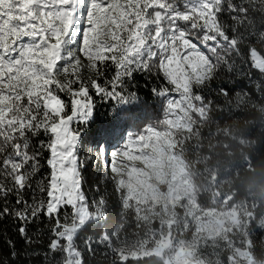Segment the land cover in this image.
Listing matches in <instances>:
<instances>
[{
	"label": "snow or ice",
	"instance_id": "1",
	"mask_svg": "<svg viewBox=\"0 0 264 264\" xmlns=\"http://www.w3.org/2000/svg\"><path fill=\"white\" fill-rule=\"evenodd\" d=\"M222 70L249 79L255 70L264 77V0H0V218L20 221L29 244L27 224L47 218L51 238L44 256L50 264H86L79 233L108 217L100 187L98 198L84 190L83 172L92 158L80 157L94 96L114 102L112 122L127 124L139 99L129 90L135 75L163 81L152 89L164 101L163 118L122 133L124 142L111 151L101 144L96 152L121 208L140 217L142 205L156 202L146 189L153 179L164 182L166 162L177 159L201 124L255 106L248 92L233 100L228 88H212ZM256 87L264 93V83ZM41 160L49 173L35 180ZM249 222L254 224V213ZM123 229V222L109 226L84 247L94 253L93 244L105 246L112 264H150L160 257L162 243L150 248L137 239L129 245ZM247 247L249 253L255 248L251 232ZM190 255L181 247L175 264H189Z\"/></svg>",
	"mask_w": 264,
	"mask_h": 264
},
{
	"label": "trees",
	"instance_id": "2",
	"mask_svg": "<svg viewBox=\"0 0 264 264\" xmlns=\"http://www.w3.org/2000/svg\"><path fill=\"white\" fill-rule=\"evenodd\" d=\"M113 74L109 66L107 75ZM262 83L264 77L255 70L251 79L239 72L222 70L219 73L213 89L228 88L233 100L237 92H248L255 106L249 105L240 113L224 114L201 124L199 131L192 133V139L183 144L177 159L166 162L162 173L164 182L153 179V187L146 189L148 198L155 196L156 202L142 205L140 217L121 208L119 193L107 179L103 159L98 161L96 152L101 144L111 151L124 142L122 133L142 131L163 118L164 101L152 93L163 81L155 74L135 75L129 90L136 92L139 99L134 119L127 124L112 122L114 102L94 96V118L81 137L80 157L92 158L83 172L84 190L90 199L98 198L95 189L97 185L100 187V194L108 198V217L79 233L76 243L84 253L86 264H112V255L105 246L93 244L95 251L89 253L84 241L89 237L98 239L100 232L118 222L124 223L121 237L126 236L129 245L140 239L151 248L170 230L174 237H181L190 245L192 257L204 264H233L230 258L236 247L245 246L251 232L255 248L250 254L264 264V101H258L264 93L256 87ZM209 98L218 103L223 100L215 95ZM36 143L38 140L34 138L33 144ZM41 164L43 168L35 180L44 179L49 173L43 160ZM31 196L29 191L25 198L31 202ZM7 202L16 207L14 197L10 196ZM3 205L0 199V207ZM253 213L255 222L250 224L249 216ZM20 226L21 222L12 215L0 218V260L4 264H50L51 258L44 256L51 238L48 219L42 217L27 224L31 244L20 234ZM12 251L17 253L15 257L11 256ZM150 264L166 263L157 257Z\"/></svg>",
	"mask_w": 264,
	"mask_h": 264
},
{
	"label": "rangeland",
	"instance_id": "3",
	"mask_svg": "<svg viewBox=\"0 0 264 264\" xmlns=\"http://www.w3.org/2000/svg\"><path fill=\"white\" fill-rule=\"evenodd\" d=\"M135 127H137V125ZM170 225L171 223H168V226ZM161 243L164 245V247L160 249V257L165 261L166 264H175L177 251L181 247H183L186 251L191 252V255L187 257L189 264H204L201 261L194 259L192 257V247L185 243L181 237H174L173 232H171L170 230L165 233L161 237V239L158 240L156 244L151 248H157ZM231 261L233 262V264H263L256 261L251 256L247 244L242 247H236L234 254L231 256Z\"/></svg>",
	"mask_w": 264,
	"mask_h": 264
}]
</instances>
